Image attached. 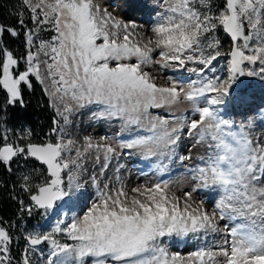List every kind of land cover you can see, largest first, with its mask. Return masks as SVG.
Wrapping results in <instances>:
<instances>
[{
  "label": "snow or ice",
  "instance_id": "obj_1",
  "mask_svg": "<svg viewBox=\"0 0 264 264\" xmlns=\"http://www.w3.org/2000/svg\"><path fill=\"white\" fill-rule=\"evenodd\" d=\"M22 5L24 11L16 16L25 29L24 56L4 47L5 32L18 36L16 28L0 26L4 106L23 105V93L33 88L34 78L56 114L43 142H32L30 130L14 139L9 129L0 132V163L9 171L20 159L42 166L40 182L23 177L32 201L29 215L34 208L47 214L57 202H73L84 186L85 161L100 163L102 175L118 148L138 149L162 162L175 154L187 129L197 143H207L208 155L201 158L205 166L195 170L198 183L180 195L167 182L129 189L119 176L110 185L89 175L84 183L90 180L96 193L83 214L57 221L49 232L28 233L19 261L12 256V235L0 226V264H33L32 255L42 244L49 248L43 264H186L162 239L200 232H224L225 238L215 250L192 253L187 259L194 258L193 264H264V138L254 137L244 125L235 128L221 118L218 107L240 77L264 79V0H222L219 5L161 0L148 29L126 22L96 0H22ZM220 30L230 39L227 50L216 35ZM42 31L52 33L50 39H40ZM221 57L226 58V78L210 77ZM168 68L186 69L197 79L187 85L171 77L160 82L158 70ZM185 101L197 118L170 122L150 112ZM85 108L94 109L95 120L119 121L122 129L136 126L148 134L118 143L108 137H68L61 121L70 124V117ZM210 186L220 191L211 210L194 198L198 188Z\"/></svg>",
  "mask_w": 264,
  "mask_h": 264
},
{
  "label": "rangeland",
  "instance_id": "obj_2",
  "mask_svg": "<svg viewBox=\"0 0 264 264\" xmlns=\"http://www.w3.org/2000/svg\"><path fill=\"white\" fill-rule=\"evenodd\" d=\"M96 2L126 22L134 20L137 24L142 25L144 29L151 27L157 13L161 11V0H96ZM221 2L222 0H213L214 5H219ZM51 35L52 33L43 31L38 33L40 39H50ZM216 35L219 37L223 49L227 50L230 46V39L224 35L222 30L218 31ZM36 43L38 44L39 40H36ZM25 47L27 49V44H25ZM214 64L216 72L208 73V75L210 77L219 75L226 78V58H218ZM23 67L24 64L21 63V70H23ZM193 67H197V65H188V68ZM150 70L157 72L156 69ZM157 74L162 77L160 82L171 77L173 80L187 85L191 80L197 79L194 73H190L186 69H159ZM242 79L246 83H250L251 86L249 88L244 86L240 88ZM41 87L43 88L42 85ZM243 95H246L247 98H244ZM218 107L221 118L232 122L235 128L244 125L246 130H250L254 137L264 138V79H261L260 76L240 77L233 86L231 94L225 99V103ZM92 110L88 108L80 109L70 117L71 123L68 125H63L61 121L68 137L82 140L84 136H92L97 141L101 137H108L110 143H118L134 139L137 133L140 135L148 134L143 129H137L136 126H132L131 129H122L119 121L95 120L92 118ZM150 112L152 115L162 116L170 122H174L176 117L181 116L188 120L197 118L192 114L191 106L187 101L174 106L171 110L168 108L150 109ZM5 128L3 126V130ZM27 131L28 128L23 125L14 132V136L18 137ZM10 132H8V135ZM197 140L198 137L189 136L187 129H184L181 133L180 141L175 146V154L171 159H163L162 162L157 157L146 158L142 154V151L138 149L118 148L117 155L112 158L108 168L104 170L102 175L100 174V163H94L92 158L87 159L85 161L86 172L81 178V183L84 186L77 194L78 198H74L73 202H58L57 206L47 214L44 213V210L39 211L40 222L37 224L30 225L27 223L29 217L31 218L34 215V211H32V214L28 215L27 219L23 217L21 220L24 221L18 223L19 225L17 226H15L14 222L11 225L9 223L3 225L8 231L10 230V234L15 238L12 244L14 261H19L21 258L23 249L26 246L24 237L28 233L49 232L57 221L64 220L65 222H70L73 216L83 214L87 205L95 198L96 189L91 185L90 180L88 183H84V180L91 174L97 175L102 182L109 183L110 185L115 184L116 177L119 176L120 181L129 189L141 184L150 185L158 182H167L171 191L177 195H180L184 191H190L198 183L193 179L197 175L195 170L198 167L205 166L201 158L206 159L208 155V151H206L207 143H197ZM182 157H190V159H181ZM28 173L31 174L30 183H38L42 179L40 175L41 170L39 169H30ZM25 175L26 173H19L23 184V177ZM21 193L25 195L21 197L19 207L28 214V211L25 210L27 202L26 192L22 189ZM194 198L197 202L203 201L205 207L211 210L220 199V191L214 186L200 187L194 193ZM225 223V221L219 222V227L224 228ZM227 223L230 226L233 224V222ZM224 238V232L189 233L187 236L164 237L162 244L170 253L178 252L181 256L185 257L186 264H193L194 258L192 260L187 259L192 253L201 250H215L221 245ZM57 239H60L61 242L71 243V241L65 240L63 236H57ZM39 249H43V252ZM48 251L47 245H40L37 252L32 255L33 264H43V259L46 258ZM195 264H198V262H195Z\"/></svg>",
  "mask_w": 264,
  "mask_h": 264
},
{
  "label": "trees",
  "instance_id": "obj_3",
  "mask_svg": "<svg viewBox=\"0 0 264 264\" xmlns=\"http://www.w3.org/2000/svg\"><path fill=\"white\" fill-rule=\"evenodd\" d=\"M20 11H24L22 0H0V26L14 27L20 33L13 37L5 32L3 36L4 47L12 51L16 57H22L26 54L25 29L17 23L16 16V13ZM25 23L29 28L32 27L26 12ZM243 86L249 88L251 84L242 79L240 88ZM4 99V94L0 93V132L5 126L12 133V136H9L10 139H14V132L21 126L27 125L32 133V142H43L53 127L56 114L49 106L48 98L39 82L33 78V88L31 90L25 89L23 105L17 103L5 107ZM31 164L33 167H37L34 162ZM22 189V185L15 181L12 170L9 171L0 163V226L5 223L11 225L13 222L17 225L23 217L24 219L28 218V214H25L19 207L20 199L25 195L21 193ZM25 192L30 195L27 191ZM38 215V212H35L28 221L30 223L39 221ZM14 241L15 238H13Z\"/></svg>",
  "mask_w": 264,
  "mask_h": 264
},
{
  "label": "water",
  "instance_id": "obj_4",
  "mask_svg": "<svg viewBox=\"0 0 264 264\" xmlns=\"http://www.w3.org/2000/svg\"><path fill=\"white\" fill-rule=\"evenodd\" d=\"M226 35V34H225ZM227 36V35H226ZM229 38V37H228ZM34 161V160H33ZM36 163H38L39 164V162H37V161H35ZM40 165V164H39ZM38 210H42V209H38Z\"/></svg>",
  "mask_w": 264,
  "mask_h": 264
},
{
  "label": "bare ground",
  "instance_id": "obj_5",
  "mask_svg": "<svg viewBox=\"0 0 264 264\" xmlns=\"http://www.w3.org/2000/svg\"><path fill=\"white\" fill-rule=\"evenodd\" d=\"M243 97H244V98H247V96H246V95H243Z\"/></svg>",
  "mask_w": 264,
  "mask_h": 264
}]
</instances>
